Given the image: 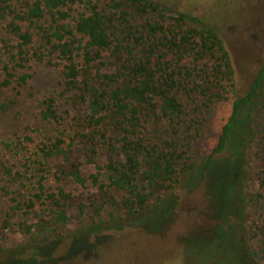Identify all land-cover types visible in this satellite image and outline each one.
Returning a JSON list of instances; mask_svg holds the SVG:
<instances>
[{
    "label": "trees",
    "instance_id": "1",
    "mask_svg": "<svg viewBox=\"0 0 264 264\" xmlns=\"http://www.w3.org/2000/svg\"><path fill=\"white\" fill-rule=\"evenodd\" d=\"M76 4H82L83 11L73 15ZM0 25L14 41H0L4 84L14 79L23 87L33 63L57 69L61 96L67 94L72 106L86 108L70 140L80 139L88 162L102 160L91 177L96 194L80 198L61 187L45 190L49 161L64 158L72 143L67 145L65 131L59 130L58 97H44L39 118L54 124L56 135H42L32 150L26 147L33 143L30 137L17 139L19 158L4 167L3 174L11 187L7 194L13 210L30 216V221H19L14 230L10 214L0 217V245L14 242L10 234L25 238V245H55L118 221H130L146 233L160 232L168 222L173 192L198 169L195 145L216 106L234 92V68L219 27L153 0H0ZM255 100L263 109V72L244 97L233 101L217 146L202 165L209 210L217 208L214 214L223 222L210 234L220 240L217 231L222 229L229 240L220 242L233 248L234 228L225 221L235 204L246 108ZM255 123L251 151L261 169L257 180L263 191L240 188L243 205H264V120ZM223 153L227 156H214ZM221 161L227 171L218 168ZM66 173L76 184H85L79 165H71ZM219 186L228 189L229 203L222 207L212 194ZM239 216L243 219L244 213ZM72 218L76 225L69 230ZM248 227L242 225L238 236L254 249L252 264H263L264 228ZM189 239L181 242L179 259L188 253Z\"/></svg>",
    "mask_w": 264,
    "mask_h": 264
},
{
    "label": "rangeland",
    "instance_id": "2",
    "mask_svg": "<svg viewBox=\"0 0 264 264\" xmlns=\"http://www.w3.org/2000/svg\"><path fill=\"white\" fill-rule=\"evenodd\" d=\"M153 1L165 5L170 10L187 12L213 26H218L234 68L233 95L216 106L208 127L195 145L194 154L199 160L198 169L170 197L168 222L160 232L146 233L130 221H118L82 234L76 239H65L55 245H25L27 243L25 238L10 234L14 242L0 245L3 249L0 252V264H252L251 252L254 249L252 247L250 249L249 245L242 242L238 232L242 225L244 227L246 225L247 229L248 226L264 228V205L247 203L243 205L238 200V192L242 188L247 193L255 194L261 189L257 180L261 169L258 168L251 151L255 122L261 117L264 120V108L260 109L258 100L246 108L247 124L244 130L246 134L251 133V136L249 138L246 134L243 136L241 169L234 189V209L225 221L234 228L235 248L227 241L220 242L229 240L228 237L224 238L226 235L223 237L222 229L217 231L220 240H216L210 234L212 228L223 222L214 214L217 208L209 210V193L205 185L207 179L202 165L217 146L221 130L231 116L233 101L244 97L255 77L264 73V0ZM81 11L82 4L73 6V15ZM0 41L6 42L7 45L14 42L4 33L1 25ZM4 59L3 57V62L0 63V217L10 214L13 229L16 230V224L21 220L30 221V216L13 210L8 200L11 195L7 194L11 187L7 185L3 168L12 167L19 158L15 153L17 139L30 137L33 143L27 144L26 147L32 150L42 135L46 133L56 135L57 127L39 118L40 102L44 97L49 95L58 97V110L62 117V127L59 130L65 131L66 144L72 143L70 152L64 158L56 157L49 161L50 172L44 182L45 190L49 193L61 187L66 193L80 198L96 194L97 186L92 184L91 177L97 173L96 165H100L102 160L96 157L94 163L88 162L80 139L70 140L75 136L76 122L80 115L85 113L86 108L72 106L65 100L67 94L61 96L63 85L58 70L45 64L33 63L30 70L31 78L23 87H17L14 79L4 84L6 79L3 71L6 65ZM19 74L16 72L15 77ZM214 156L222 158L227 155L223 153ZM225 163L224 161L217 163L218 168H226ZM71 165H79L80 174L85 179L83 186L76 184L67 175L66 171ZM227 190L225 186H219L215 193H212L219 205L222 204L221 207L229 203L225 199ZM262 191L263 188L260 193ZM162 210L164 208L157 210L156 213H161ZM240 211L244 213L243 219L239 216ZM75 213L74 209L69 215L73 217ZM157 216L158 214H155V217ZM75 225L76 220L72 218L68 229L73 230ZM156 227L155 224V231ZM249 233L252 235L250 230ZM188 237L191 249L187 246L188 253L179 259L181 242Z\"/></svg>",
    "mask_w": 264,
    "mask_h": 264
}]
</instances>
